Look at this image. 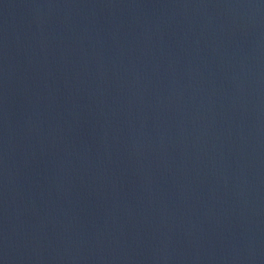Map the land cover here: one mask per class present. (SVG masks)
Segmentation results:
<instances>
[{
    "label": "water",
    "instance_id": "1",
    "mask_svg": "<svg viewBox=\"0 0 264 264\" xmlns=\"http://www.w3.org/2000/svg\"><path fill=\"white\" fill-rule=\"evenodd\" d=\"M0 264H264V0H0Z\"/></svg>",
    "mask_w": 264,
    "mask_h": 264
}]
</instances>
